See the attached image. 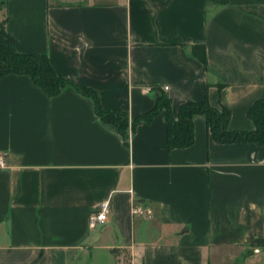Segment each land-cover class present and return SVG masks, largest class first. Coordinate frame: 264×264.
<instances>
[{
  "label": "crops",
  "instance_id": "0c3cea01",
  "mask_svg": "<svg viewBox=\"0 0 264 264\" xmlns=\"http://www.w3.org/2000/svg\"><path fill=\"white\" fill-rule=\"evenodd\" d=\"M0 20L17 52L47 55L130 121L125 139L73 87L50 97L27 75L0 79V264H117L113 249L120 264H264V145L220 144L196 116L194 143L170 150L166 110L138 121L164 96L175 118L208 101L230 131H254L264 0H9Z\"/></svg>",
  "mask_w": 264,
  "mask_h": 264
},
{
  "label": "trees",
  "instance_id": "16d2710c",
  "mask_svg": "<svg viewBox=\"0 0 264 264\" xmlns=\"http://www.w3.org/2000/svg\"><path fill=\"white\" fill-rule=\"evenodd\" d=\"M8 1L1 0V3L5 5ZM6 25L7 20L0 23V79L9 74L27 75L50 97H57L66 88L73 87L94 100L96 113L104 124L116 129L125 139L128 138L127 130L130 121L127 113L104 109L97 92L79 88L60 76L47 55L17 52L14 38L7 32ZM191 52L203 63L207 62L206 50L203 46H193ZM163 110H166L168 115V147L170 150L185 149L194 143V119L196 116L206 118L209 132L220 144L256 143L264 145V99L256 102L249 111V117L256 126L252 132L230 131V111L227 108L216 109L208 101L182 105L178 110V117L175 118L172 114L171 101L164 96L158 100L156 107L151 112L141 116L138 121H151ZM111 252L117 259V264H120L123 252L118 249H113Z\"/></svg>",
  "mask_w": 264,
  "mask_h": 264
},
{
  "label": "built area",
  "instance_id": "2783aa9c",
  "mask_svg": "<svg viewBox=\"0 0 264 264\" xmlns=\"http://www.w3.org/2000/svg\"><path fill=\"white\" fill-rule=\"evenodd\" d=\"M167 89V88H166ZM8 167V153L0 150V168L5 169ZM110 214V201L106 200L99 204L90 214L89 227L91 230H97L99 227L106 224ZM133 215L136 217L152 216V212L140 206H135Z\"/></svg>",
  "mask_w": 264,
  "mask_h": 264
},
{
  "label": "rangeland",
  "instance_id": "374dc122",
  "mask_svg": "<svg viewBox=\"0 0 264 264\" xmlns=\"http://www.w3.org/2000/svg\"><path fill=\"white\" fill-rule=\"evenodd\" d=\"M4 7V4L1 3V0H0V9ZM4 20H0V23L3 22ZM127 260L125 259L124 260V264H127Z\"/></svg>",
  "mask_w": 264,
  "mask_h": 264
},
{
  "label": "water",
  "instance_id": "95a60500",
  "mask_svg": "<svg viewBox=\"0 0 264 264\" xmlns=\"http://www.w3.org/2000/svg\"><path fill=\"white\" fill-rule=\"evenodd\" d=\"M97 241V239L95 238V242Z\"/></svg>",
  "mask_w": 264,
  "mask_h": 264
}]
</instances>
